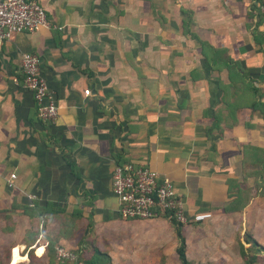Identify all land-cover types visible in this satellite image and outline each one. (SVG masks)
<instances>
[{
    "label": "crops",
    "instance_id": "1",
    "mask_svg": "<svg viewBox=\"0 0 264 264\" xmlns=\"http://www.w3.org/2000/svg\"><path fill=\"white\" fill-rule=\"evenodd\" d=\"M37 1L49 25L0 43V264L10 250L27 257L13 264H56L48 242L83 259L96 248L109 264H179L169 221L119 216L111 174L126 162L169 179L188 214H211L182 224L185 258L202 264L214 253L204 227L229 214L225 178L243 146L264 151V117L221 104L226 71L210 68L181 23L247 70L264 106V0ZM25 52L39 56L52 121L22 86Z\"/></svg>",
    "mask_w": 264,
    "mask_h": 264
},
{
    "label": "built area",
    "instance_id": "2",
    "mask_svg": "<svg viewBox=\"0 0 264 264\" xmlns=\"http://www.w3.org/2000/svg\"><path fill=\"white\" fill-rule=\"evenodd\" d=\"M43 6L37 0H0V43L13 34H29L40 27H47ZM39 56L25 52L20 56L22 86L31 93L36 115L41 120L52 121L56 105L39 70ZM84 94H88L85 89ZM13 173L8 176L11 186ZM111 192L117 200V211L123 219L149 220L162 217L167 221L186 224L199 222L211 216L209 212L188 214L184 202L167 178H158L147 166L131 162L116 164L111 174ZM54 258L58 262L84 264L75 252L62 244L53 246Z\"/></svg>",
    "mask_w": 264,
    "mask_h": 264
},
{
    "label": "trees",
    "instance_id": "3",
    "mask_svg": "<svg viewBox=\"0 0 264 264\" xmlns=\"http://www.w3.org/2000/svg\"><path fill=\"white\" fill-rule=\"evenodd\" d=\"M247 15L249 16V13H247ZM189 23V17L182 20V28L184 30L186 28L187 33L198 42L200 54L205 59L206 63L212 69L220 70L224 68L226 71L227 82L225 84H218V88L222 92L220 98L221 104L229 110V108H232V101L235 100L237 103L236 106H246L252 111L260 109V113L264 117V106L259 100L262 93L258 87L252 85V79L250 78L248 71L242 68L238 62L232 60V58L225 53L224 49L215 48L207 42L199 39L195 33L188 32L187 27ZM254 39L257 40V37L254 36ZM226 115L228 117L230 116L229 111H226ZM213 120L216 125L217 122L221 120L218 112L213 114ZM249 150L253 154L252 158L247 157ZM237 173L238 174L235 177H226L224 180L226 184V203L222 206V211L224 213L240 211L248 204L253 196L264 194V151L257 147L252 148L249 146H243L242 158ZM249 178L252 180V187L246 183ZM169 222L173 226L177 239L175 253L179 260V264H194L188 261L184 255L182 224L173 220ZM243 241L248 244V246H244L243 242L239 241V256L242 259L243 264H254L258 261L261 255L264 254V244L257 242L247 232L244 234ZM45 249L48 252L50 262L52 254L54 257L51 242L47 243ZM72 251L77 254L78 258L82 260L84 264H109V257L96 248H93L91 256L87 259H83L77 250ZM26 254L28 258H31V250H27ZM56 264L70 263L56 261Z\"/></svg>",
    "mask_w": 264,
    "mask_h": 264
},
{
    "label": "rangeland",
    "instance_id": "4",
    "mask_svg": "<svg viewBox=\"0 0 264 264\" xmlns=\"http://www.w3.org/2000/svg\"><path fill=\"white\" fill-rule=\"evenodd\" d=\"M246 183L252 187L250 178ZM253 197L256 198L254 203L247 204L236 213L224 214L220 226L204 227L203 233L206 242L214 253L212 257H203L202 264H243L239 256L238 243L241 241L244 246H248L243 241L246 232L257 242L264 244V194ZM10 258V262L13 264V261L21 257L17 256V252L11 253L10 250ZM26 258H21L19 261L26 260ZM254 264H264V254Z\"/></svg>",
    "mask_w": 264,
    "mask_h": 264
}]
</instances>
